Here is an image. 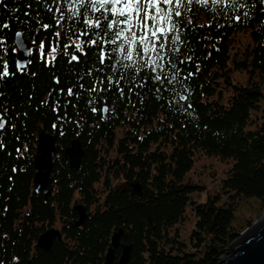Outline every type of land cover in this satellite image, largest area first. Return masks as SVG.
<instances>
[{"label": "trees", "instance_id": "obj_1", "mask_svg": "<svg viewBox=\"0 0 264 264\" xmlns=\"http://www.w3.org/2000/svg\"><path fill=\"white\" fill-rule=\"evenodd\" d=\"M57 8L64 9L59 25ZM204 8L185 0L187 21L174 34L179 40L169 39L167 67L158 70L162 84L150 68L116 63L115 45L104 46L113 58L99 63L87 41L114 36L83 23L101 16L90 7L73 16L71 0H0V70L6 64L10 73L0 78V264H103L119 228L121 242L131 245L128 264H222L252 224H233L238 203L254 197L264 211V0ZM17 30L36 44L24 70L15 66ZM239 32L248 37L242 49ZM235 71L246 74L244 84L233 82ZM102 103L112 109L105 120ZM41 130L56 145L47 199L32 183ZM75 138L84 151L79 169L63 156ZM201 155L230 163L203 202L194 195L205 186L187 178ZM133 181L141 194L131 192ZM75 205L86 211L82 225L74 224ZM188 210L194 220L185 242L179 233ZM56 224L60 239L48 250L35 246Z\"/></svg>", "mask_w": 264, "mask_h": 264}, {"label": "snow or ice", "instance_id": "obj_2", "mask_svg": "<svg viewBox=\"0 0 264 264\" xmlns=\"http://www.w3.org/2000/svg\"><path fill=\"white\" fill-rule=\"evenodd\" d=\"M193 0H187L191 4ZM202 3H207L208 0H201ZM185 4V0H71L72 15L83 16V12L90 9L93 12L101 13L100 17L95 20L88 18L83 23L88 28H97L104 31V35L109 33L114 36V39H104L103 36L97 34L96 39H89V45H95L98 48V60L101 65H104L106 60H111L113 57L109 52L105 51V45H115L111 49L112 53L117 50L120 54L119 60L116 63L127 62L125 67L135 66L140 67L137 71L143 68H150L153 73V78L162 84L167 82L166 77L158 74V70L163 71L167 65L165 64L166 57L164 52L167 48L169 39L172 41L179 40L178 35L169 34L177 30V18L182 17V12L179 10ZM49 12L53 9L49 8ZM60 17L53 18L57 25L64 20V9L57 8ZM101 20L107 21L106 25H102ZM42 28L49 29L51 25L42 24ZM106 29V30H105ZM61 33L56 32L55 36L59 38ZM79 35H87L82 32ZM79 35L76 40L79 41ZM65 48L68 45L64 46ZM41 50H44L45 45L40 43ZM75 48L82 50V44L76 43ZM57 51L56 47L51 48V53ZM152 53L156 54V59L152 58ZM67 55V52H65ZM147 57V59H146ZM55 55L52 59L55 60ZM80 58L77 55L71 56V61H78ZM10 75L8 66L3 65L0 70V78ZM111 82V81H109ZM94 90V88H93ZM68 93L71 95L72 90Z\"/></svg>", "mask_w": 264, "mask_h": 264}, {"label": "water", "instance_id": "obj_3", "mask_svg": "<svg viewBox=\"0 0 264 264\" xmlns=\"http://www.w3.org/2000/svg\"><path fill=\"white\" fill-rule=\"evenodd\" d=\"M36 44L23 36L20 30L14 32L13 48L16 52L15 66L18 70L26 69L30 63V55ZM184 100V97L181 98ZM106 108H102L105 117ZM4 121L0 123L2 128ZM83 148L78 138L72 139L70 144L63 149V156L69 168L81 167ZM56 145L55 138L48 132L41 130L36 139V148L33 159L35 173L33 176V189L35 195L42 194L45 199L51 195L53 189L52 170L55 163ZM133 193L141 194L142 186L139 182L130 183ZM78 219L75 225H82L87 217L82 205H75ZM61 233L55 227H47L41 232L35 246L48 250L55 239H60ZM123 230L119 228L112 233L110 244L104 255L103 264H128L131 258V245L121 242ZM120 254L117 255V250ZM222 264H264V214L252 223L229 245L225 255L220 259Z\"/></svg>", "mask_w": 264, "mask_h": 264}, {"label": "rangeland", "instance_id": "obj_4", "mask_svg": "<svg viewBox=\"0 0 264 264\" xmlns=\"http://www.w3.org/2000/svg\"><path fill=\"white\" fill-rule=\"evenodd\" d=\"M236 47L244 48L248 40L246 34L239 32L236 35ZM246 74L244 72L235 71L232 73V80L235 83L244 84L246 82ZM230 166V163L216 159L214 156L201 155L194 160L191 170L187 173V178L191 182L202 184L205 189L194 195V199L199 202L205 201L208 194H213L218 191L221 179L225 177V171ZM264 214L254 197H248L238 203L234 210L233 224L242 226L247 221L254 223L259 220ZM188 218L185 219L183 228H180V238L188 241L189 233L193 226V217L189 210L187 211ZM60 228L59 224L54 226ZM245 230V229H244Z\"/></svg>", "mask_w": 264, "mask_h": 264}, {"label": "flooded vegetation", "instance_id": "obj_5", "mask_svg": "<svg viewBox=\"0 0 264 264\" xmlns=\"http://www.w3.org/2000/svg\"><path fill=\"white\" fill-rule=\"evenodd\" d=\"M236 0H208V2L207 3H202L201 2V0H193V2L191 3V4H193V5H195L196 7H198V8H200L199 9V11H200V13H202L203 12V9L204 10H206V8H204V7H209L210 9H212V8H216V7H230V6H233L234 5V2H235ZM184 6V5H183ZM183 6H181L180 7V11L182 12V17H180V18H177V29H178V26L179 25H181L182 24V22H186L187 21V18H185L186 17V15H185V11L183 10ZM237 6H238V4H237ZM208 9V8H207ZM199 16H201V17H203L204 15H202V14H199ZM176 32V31H175ZM175 32L174 33H171V34H169L170 36H172V35H174L175 34ZM103 107H105L106 108V115H105V117H103L104 118V120L107 118V116L109 115V114H111V112H112V109H111V107L110 106H108V105H105L104 103H102V105H101V115H102V108ZM112 155H114L115 156V154L114 153H112ZM65 160V159H64ZM66 162V161H65ZM124 187V186H123ZM122 187V188H123ZM57 229H59V231H61V228H57Z\"/></svg>", "mask_w": 264, "mask_h": 264}]
</instances>
